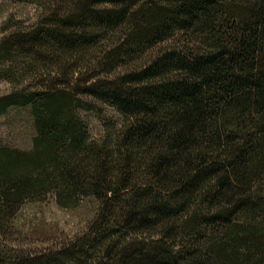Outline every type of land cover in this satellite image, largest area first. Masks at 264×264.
<instances>
[{
  "label": "trees",
  "instance_id": "16d2710c",
  "mask_svg": "<svg viewBox=\"0 0 264 264\" xmlns=\"http://www.w3.org/2000/svg\"><path fill=\"white\" fill-rule=\"evenodd\" d=\"M0 41V264H264V0H17ZM118 114L95 139L82 111ZM54 199L97 215L57 249L15 221Z\"/></svg>",
  "mask_w": 264,
  "mask_h": 264
},
{
  "label": "rangeland",
  "instance_id": "374dc122",
  "mask_svg": "<svg viewBox=\"0 0 264 264\" xmlns=\"http://www.w3.org/2000/svg\"><path fill=\"white\" fill-rule=\"evenodd\" d=\"M40 10L35 6L20 4L17 0H0V41L5 36L10 20L24 25H34ZM14 86L0 81V98L14 92ZM89 123L92 135L100 139L103 124L118 114L108 108L101 111H82ZM36 136L34 122L29 109H10L0 116V143L20 150H30ZM93 200L85 201L79 208L67 210L59 207L54 199L42 204L25 206L15 221L22 249L35 253L57 249L66 242L82 235L97 215Z\"/></svg>",
  "mask_w": 264,
  "mask_h": 264
}]
</instances>
